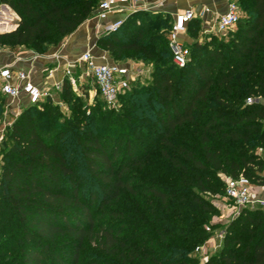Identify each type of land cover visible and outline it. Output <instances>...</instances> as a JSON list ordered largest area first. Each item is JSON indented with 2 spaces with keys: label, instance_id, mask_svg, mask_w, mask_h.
Returning a JSON list of instances; mask_svg holds the SVG:
<instances>
[{
  "label": "trees",
  "instance_id": "16d2710c",
  "mask_svg": "<svg viewBox=\"0 0 264 264\" xmlns=\"http://www.w3.org/2000/svg\"><path fill=\"white\" fill-rule=\"evenodd\" d=\"M103 1L0 0L20 18L0 48L45 54ZM232 1L242 17L228 39L201 43L200 22L188 24L196 41L184 68L170 17L135 12L101 36L115 63L152 70L116 106L99 90L90 105L66 78L59 102L22 110L1 154L0 264H85L88 251L87 264H201L195 250L211 238L225 179L264 188V0ZM204 264H264V210L244 209Z\"/></svg>",
  "mask_w": 264,
  "mask_h": 264
},
{
  "label": "crops",
  "instance_id": "0c3cea01",
  "mask_svg": "<svg viewBox=\"0 0 264 264\" xmlns=\"http://www.w3.org/2000/svg\"><path fill=\"white\" fill-rule=\"evenodd\" d=\"M232 0H130L122 13H113L106 20L98 19L96 12L78 30L69 36L62 44L51 48L45 54H36L25 47L13 49L0 48V67H9L17 72H25L30 75L31 81L49 91L52 98L59 102V91L56 87L62 86L64 80L74 79V75L80 81L85 79L89 73L86 66L81 62L82 56L91 52L97 59V63H115L108 52L98 46V40L105 35L102 28L111 22L119 20L125 21L131 14L137 12L148 14H159L170 17L172 23L175 22L178 14L193 11L195 18L192 21L200 22V30L197 34L199 42L203 43L207 37L218 36V19L228 11ZM0 23H6L11 28L5 32H11L18 28L19 16L8 6L1 7ZM1 25V24H0ZM180 40L187 46H191L196 40L191 31L190 25L186 32L180 36ZM126 65L131 68L127 64ZM133 71V68H131ZM151 67L142 62H137V76L140 78H150ZM134 72V71H133ZM135 75V73H134ZM91 76V75H90ZM92 77V76H91ZM135 78V77H134ZM94 86L96 83L92 77ZM98 90V89H97ZM10 104L9 118L14 119L19 116L22 110L30 105L25 95L19 99H11L5 96ZM15 120V119H14ZM264 190L261 191V196ZM222 246V241H216L213 250H218Z\"/></svg>",
  "mask_w": 264,
  "mask_h": 264
},
{
  "label": "built area",
  "instance_id": "2783aa9c",
  "mask_svg": "<svg viewBox=\"0 0 264 264\" xmlns=\"http://www.w3.org/2000/svg\"><path fill=\"white\" fill-rule=\"evenodd\" d=\"M130 0H104L96 11L98 19L106 20L110 14L122 13ZM242 17L241 10L235 2H231L228 11L218 19L217 32L219 35L228 33L235 28ZM195 18L193 11H187L176 16L172 30L170 32L169 47L172 53L173 62L179 68H184L189 59V49L180 40L188 24ZM125 21L119 20L111 22L102 28L104 34L117 32ZM81 62L86 66V70L96 83L102 99L110 106H116L120 94L130 89L131 83L134 81V72L126 65L117 63H97V59L91 52L85 53ZM74 82V80H72ZM57 90L61 86L56 87ZM0 91L11 99H19L22 94L25 95L30 105H36L43 100L52 97L49 91L35 85L30 75L25 72H17L9 67H0ZM252 99H248V103H252ZM225 195L223 196L227 203L217 201L215 205L222 209L226 214L238 215L246 208L264 210V195L259 188L253 185L247 178L239 179L226 178ZM219 198V197H218ZM201 248H198V251Z\"/></svg>",
  "mask_w": 264,
  "mask_h": 264
},
{
  "label": "rangeland",
  "instance_id": "374dc122",
  "mask_svg": "<svg viewBox=\"0 0 264 264\" xmlns=\"http://www.w3.org/2000/svg\"><path fill=\"white\" fill-rule=\"evenodd\" d=\"M3 5H1L2 7ZM2 9H0L1 11ZM150 17H156L157 14H149ZM3 24V23H0ZM8 25V24H7ZM172 25V22H171ZM170 25V26H171ZM169 26V27H170ZM8 27H11L10 25H8ZM5 26L0 27V33H5V31L9 30V29H5ZM172 29V27H171ZM169 29L168 32L171 30ZM236 27L233 28L231 31H229L228 33H225L223 35H218L219 39H228L230 37V35H232V33H234L236 31ZM124 64L129 65L131 68H133V71L135 73V78L134 81L131 84L130 89H134L135 87L139 86H143L145 84L148 83L149 78H140L137 76V62L136 61H132V60H125L122 61ZM73 88L75 89V91H77L78 94L83 95V93L85 91H89V104L92 105L94 103L95 100H98V90L97 88L94 86L93 81H92V77L90 75H88L85 79L79 81L78 78L74 75V79H69ZM74 80V82L72 81ZM2 97V101H3V107H4V115H3V120H2V124L0 127V174H1V167H2V156L1 154L3 153V150L5 148H7L8 146V140H7V134H8V130L10 129L11 125L14 123V121L17 119V117H15L14 119H10L8 115L9 114V107L10 104L8 103V100ZM123 110V105L119 104L116 108V111H122ZM259 152L261 154H264L261 150H259ZM217 201L222 202V203H227V201L224 199V197H217L215 198V200L213 199V203H217ZM128 210V209H127ZM218 210V214L215 215L212 219V228L214 230H212L211 232V238L208 241V243L206 245L200 246L201 250L198 251V248H196L195 250V256L198 257L201 261V264H204L209 258H211L212 256L218 255L220 252V249L218 250H213L211 247L212 245L215 246L216 241H222L224 239L225 236V230L226 227L233 221L235 220L239 215H229L226 214V212H224L222 209H219L217 207ZM221 248V247H220ZM91 259H93V255H91V252H85L84 257H83V261L85 264H87L88 261H90Z\"/></svg>",
  "mask_w": 264,
  "mask_h": 264
},
{
  "label": "water",
  "instance_id": "95a60500",
  "mask_svg": "<svg viewBox=\"0 0 264 264\" xmlns=\"http://www.w3.org/2000/svg\"><path fill=\"white\" fill-rule=\"evenodd\" d=\"M4 7H6V5H3ZM6 33V32H5Z\"/></svg>",
  "mask_w": 264,
  "mask_h": 264
}]
</instances>
